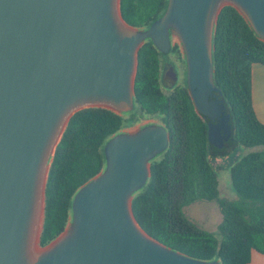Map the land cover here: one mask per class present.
<instances>
[{
    "label": "water",
    "instance_id": "1",
    "mask_svg": "<svg viewBox=\"0 0 264 264\" xmlns=\"http://www.w3.org/2000/svg\"><path fill=\"white\" fill-rule=\"evenodd\" d=\"M227 6L264 42V0H168L146 29L123 20L120 0H0V264H220L167 248L134 218L132 199L169 144L162 124L109 138L105 167L75 193L65 230L44 247L40 235L49 169L70 118L89 108L134 109L137 55L147 40L166 55L177 36L210 151L233 153L212 60Z\"/></svg>",
    "mask_w": 264,
    "mask_h": 264
},
{
    "label": "trees",
    "instance_id": "2",
    "mask_svg": "<svg viewBox=\"0 0 264 264\" xmlns=\"http://www.w3.org/2000/svg\"><path fill=\"white\" fill-rule=\"evenodd\" d=\"M167 2L120 0V13L128 25L146 29L164 14ZM212 43L213 80L232 121L233 153L210 151L207 123L187 91L186 69L180 85L164 89L162 54L147 40L137 55L134 109L117 115L89 108L70 118L48 173L41 247L65 230L75 193L104 169L107 140L145 118H156L167 130L169 144L151 162L146 185L132 199L139 226L167 248L196 260L248 264L253 252L264 255V125L251 101V66H264V42L227 6L218 16ZM177 50L174 46L172 52ZM238 154L228 169L236 199L221 198L214 161ZM203 201L220 209L215 232L198 227L183 212Z\"/></svg>",
    "mask_w": 264,
    "mask_h": 264
},
{
    "label": "rangeland",
    "instance_id": "3",
    "mask_svg": "<svg viewBox=\"0 0 264 264\" xmlns=\"http://www.w3.org/2000/svg\"><path fill=\"white\" fill-rule=\"evenodd\" d=\"M171 42L174 46L178 47V52H174L168 57L175 66V72L177 75L175 85H180L184 78L185 64L183 63L184 55L179 43V40L175 34H172ZM170 76V75H169ZM169 78V77H168ZM168 81V79H165ZM166 81V82H167ZM148 124H160L156 118H145L137 123L132 128H125L124 131L131 132L141 126ZM244 151L240 154L242 155ZM241 155H237L235 158H239ZM214 167L218 174V191L221 198L233 200L236 196L233 194L230 188V177L227 166L226 158H218L214 161ZM185 216L198 227L209 231L215 232L218 224L221 222V213L218 205L215 202H196L183 209Z\"/></svg>",
    "mask_w": 264,
    "mask_h": 264
},
{
    "label": "crops",
    "instance_id": "4",
    "mask_svg": "<svg viewBox=\"0 0 264 264\" xmlns=\"http://www.w3.org/2000/svg\"><path fill=\"white\" fill-rule=\"evenodd\" d=\"M251 101L256 118L264 125V66H251ZM248 264H264V255L253 252Z\"/></svg>",
    "mask_w": 264,
    "mask_h": 264
},
{
    "label": "flooded vegetation",
    "instance_id": "5",
    "mask_svg": "<svg viewBox=\"0 0 264 264\" xmlns=\"http://www.w3.org/2000/svg\"><path fill=\"white\" fill-rule=\"evenodd\" d=\"M173 47H174V45L172 44L171 49H170L168 54H166V55L162 54L161 83H162V86L164 89H173L176 86L174 84L176 82V79H177V75L175 72V66H174V63H172L170 60H168V57L173 54V52H172ZM170 72H172V75H170ZM173 76H175V81H174V78H172ZM165 79H168V81Z\"/></svg>",
    "mask_w": 264,
    "mask_h": 264
}]
</instances>
